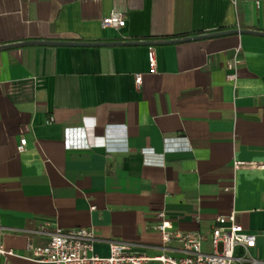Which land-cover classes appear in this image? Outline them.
Here are the masks:
<instances>
[{"label": "crops", "instance_id": "1", "mask_svg": "<svg viewBox=\"0 0 264 264\" xmlns=\"http://www.w3.org/2000/svg\"><path fill=\"white\" fill-rule=\"evenodd\" d=\"M113 12L125 26L103 29ZM33 41L101 45L0 49L8 264H40L27 246L47 245V224L93 231L102 257L110 242L156 255L161 212L172 232L206 235V252L236 213L264 264V0H0V46Z\"/></svg>", "mask_w": 264, "mask_h": 264}, {"label": "built area", "instance_id": "2", "mask_svg": "<svg viewBox=\"0 0 264 264\" xmlns=\"http://www.w3.org/2000/svg\"><path fill=\"white\" fill-rule=\"evenodd\" d=\"M125 26V17L120 12H113L101 20L103 29L118 30ZM150 73H156L157 62L153 51L149 53ZM230 81L236 75L229 76ZM135 83L140 87L143 76L137 74ZM27 141L22 139L18 152L26 150ZM261 165L253 163H236L235 168H256ZM161 219L155 227L162 233V245L156 255L135 252L132 245L110 242V253L102 257L95 253L97 241L93 231L75 229L64 232L58 227L50 229V225L41 227L39 233L49 237L45 246L29 244L28 258L37 263L51 264H262L251 255L256 247V236L246 233L238 222L236 213L217 218L216 225L210 233L212 252L203 248L207 236L202 233L172 232L171 223L166 220L165 213L158 214ZM13 249L0 244V264H8V259L15 257Z\"/></svg>", "mask_w": 264, "mask_h": 264}, {"label": "water", "instance_id": "3", "mask_svg": "<svg viewBox=\"0 0 264 264\" xmlns=\"http://www.w3.org/2000/svg\"><path fill=\"white\" fill-rule=\"evenodd\" d=\"M233 33H240V34H245V33H253L251 31H232V32H223V33H215V34H211V35H205V36H201V37H196V38H187L184 40H177V41H172V43H176V42H183V41H189V40H194V39H208V38H213V37H218V36H223V35H229V34H233ZM169 42L166 43H151V42H147V43H140L141 45H147V46H151V45H155V44H167ZM119 43H109L108 45H117ZM23 45H76V46H84V47H97L100 46L101 44H85V43H81V44H71V43H61V42H23V43H17V44H11V45H7V46H0V49L2 48H6V47H15V46H23Z\"/></svg>", "mask_w": 264, "mask_h": 264}]
</instances>
